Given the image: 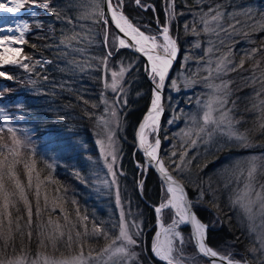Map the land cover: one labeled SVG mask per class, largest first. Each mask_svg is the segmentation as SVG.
I'll return each instance as SVG.
<instances>
[{
	"label": "snow or ice",
	"instance_id": "6c2138e0",
	"mask_svg": "<svg viewBox=\"0 0 264 264\" xmlns=\"http://www.w3.org/2000/svg\"><path fill=\"white\" fill-rule=\"evenodd\" d=\"M132 3L145 10L151 9L144 0H132ZM102 4L105 6L102 7ZM126 0H73L69 7L78 10V19L95 20L99 18L105 24L104 47L106 54L98 58V64L105 70H109V60L114 55L113 49H132L146 58L145 71L151 80V101L148 111L143 117L135 132L137 147L142 150L146 158L143 164H137L141 168V174L149 167H155L159 173L161 186L160 203L154 206L157 218V231L150 244L151 256L163 264H197V255L208 259L209 264H264V155L259 157L250 156L244 160L236 161L230 169L231 184L237 183L229 196V203L233 208L239 210L243 225L247 221V231L250 237H254L252 246L245 249L244 255L236 259L232 252L227 254L208 246L206 233L209 225L203 223L194 208L202 203L208 195L202 188L198 192V198L190 201L185 191L183 173L186 171L190 160H186L188 147L198 144H211L216 136L227 137L228 140L237 141L242 147H252L251 134L258 132L264 135V44L252 47L245 52L239 64H234L231 59L233 53L231 47L215 56L219 48L224 47L225 41L230 40L234 35L243 32L245 35L251 32L264 31V12L257 14L253 9L247 8L238 12L225 13L222 6L216 4L209 6L207 11H200L196 14L192 25H185L186 31L190 28L193 35L203 33L209 37H216V40L209 39L208 47L200 61L205 64L204 70L208 73L203 77L205 87L209 89L206 101H197L199 108L196 113L188 117L189 126L182 129L181 151L179 163L168 159V164L159 156L161 140L157 135L160 127V117L163 112L162 90L165 88L166 78L177 59L179 46L178 38L170 32V22L175 19V0H168L166 9V20L163 24L157 20V28L153 30L150 25L142 26L126 15L124 9ZM37 8L55 13L58 19L61 16L59 11L51 6L50 0H0V20L9 19L15 24V28H0V33L18 32V37L0 38V79L16 81V77L3 70L8 66H18L28 72H32L36 65L50 63V61H35L30 64L33 57L25 55L22 47L27 41L25 33L31 31L28 21L13 17L3 16V12L17 14L21 9ZM154 11V9H152ZM110 17V19H109ZM242 18V19H241ZM72 23L71 19H67ZM109 26H114L116 31H110ZM197 26H201L198 27ZM239 26V27H238ZM35 27L40 29L42 22H36ZM247 30V31H245ZM221 33L223 37H221ZM87 37H81L79 33L65 35L61 44L65 48L79 51L73 48V41H80ZM193 47L200 48L201 44L196 42ZM70 54V53H68ZM259 57V58H258ZM185 59H190L186 56ZM245 62H252V75L248 77L254 85L259 84L255 90L254 103L251 111L255 112L256 120L254 128L240 131L237 127L241 121L233 116L235 101H232L233 108H227L231 90L230 80H223L221 77L230 71L243 69ZM70 66L81 67L75 60L68 61ZM133 63L122 65L118 70H111L110 82L104 83L105 89H110L115 94L109 102L101 93V102L105 105L104 113L95 117L97 127L100 131L96 140L99 145L101 156L111 176V181H103L107 186L117 185L118 172L114 167L117 165L118 148L115 138V131L119 128L118 106L127 104L124 96L127 90L121 83L124 81L125 73L129 72ZM46 79V77H45ZM220 79V83L215 80ZM35 84V81H29ZM196 80L186 78V86L196 83ZM177 81L172 80L171 87L176 88ZM8 90L6 84H0V99H3V92ZM87 103V101H85ZM93 108L98 105H92ZM202 111V115L200 114ZM90 117L93 114H89ZM11 117L0 108V264H135L137 253L134 248L138 246L137 237L141 235V224L131 212H125L121 202L119 188L116 191L115 203L119 209L118 219L109 227L104 222H93L91 229L87 225L88 216L81 215L79 208L75 210V220L63 206L64 197L61 190L57 188L55 195L50 197L45 190L41 191L45 182H52L49 177L41 179L40 171L37 170L36 161L33 158V151L30 149V139L26 129H21L10 123ZM169 120L168 123H173ZM153 139L149 140V134ZM7 134V138H5ZM23 135V139L21 138ZM28 155H25V151ZM172 157L177 156L173 151ZM23 168V175L26 182L21 179L18 168ZM51 168L52 165H47ZM171 169V170H170ZM122 175L123 173H119ZM79 176V174L77 173ZM35 179L36 183H33ZM139 188H143L144 181L137 182ZM199 187V186H198ZM227 187V185H226ZM213 197L212 203H216L218 197L215 190H210ZM30 196L32 199H30ZM34 199V204H33ZM43 201V203H41ZM72 204L76 202L71 201ZM23 205L21 212L20 205ZM59 209L60 219H52V215ZM168 209L172 215L170 222L165 224L163 213ZM20 213L18 215L13 212ZM47 213V219L45 214ZM190 226V232L185 238L180 226ZM83 231H80V228ZM17 234L23 240L27 237L31 242L35 235L38 248L35 253L20 248L15 250V238ZM103 239V246L91 247L93 242ZM12 245L13 255H7L9 245ZM64 244L67 248L78 249L75 255L57 257L49 255L48 248L58 251V246ZM193 245L195 253L186 255L185 246ZM88 250L85 252V247Z\"/></svg>",
	"mask_w": 264,
	"mask_h": 264
},
{
	"label": "trees",
	"instance_id": "16d2710c",
	"mask_svg": "<svg viewBox=\"0 0 264 264\" xmlns=\"http://www.w3.org/2000/svg\"><path fill=\"white\" fill-rule=\"evenodd\" d=\"M50 2L51 6L59 11L64 18L58 19L55 13L50 11L35 10L31 15L33 26L26 42V53L33 57L31 62L39 60L50 61V63L45 69L36 66L30 75L27 73L15 75L13 73L16 79L23 78L19 83L0 80V84L8 86V90L3 92L5 99L1 102L8 109L6 114L10 115L11 120H16L15 126L27 130L30 149L33 151V158L36 161L37 170L40 171L41 179L49 177L51 181H54V183L46 181L42 186V193L46 190L52 197L55 195V190L59 188L64 197L63 206L72 215L73 220H75V210L79 208L82 216H88L86 223L89 229L93 222H104L111 227V223L117 220L119 215L111 192L104 190L103 186L95 185L99 174V161L92 135V129L96 122L95 117L102 115L103 112L101 93L104 91V83L102 67L98 64V58L103 57L107 52L104 47L105 25L100 19L95 22L78 19V10L69 7L73 0H50ZM165 2L166 0H144V3L151 5L152 8L143 12L132 3V0H126L124 11L126 15L142 26V30L145 25H150L155 30L157 20L163 24L167 18L164 13ZM216 4H220L225 13L238 12L247 8L253 9L257 14L264 12V0H175L177 15L171 21V29L178 38L180 58L184 55L193 57L190 66L198 64L200 67L196 59L204 55V50L209 46L207 41L210 38L216 40V37H209L203 33L193 35L190 28L186 31L185 25H192L197 13L202 10L207 11L210 5L215 6ZM67 19H71L72 23H68ZM36 22H42L40 29L35 27ZM197 27L199 30L201 26ZM74 32L79 33L81 37H87L80 41H73V48L79 51L65 48L60 43L65 35H72ZM221 37H223L222 33ZM198 41L201 47H193ZM261 44H264V31L251 32L248 35L241 32L230 40H226L224 47L219 48L215 56L231 47L233 53L231 59L234 64H239L247 50ZM70 60H75L81 67L70 66L68 64ZM130 62L133 63V66L129 72L125 73L124 81L121 82L127 90V94L124 96L127 104L121 103L119 111L121 154L117 169V186L125 212H131L141 224V235L137 237L139 252L135 251L137 253L135 264H161L154 260L150 253V244L155 231V217L152 209L147 205L155 206L159 203L161 184L156 176L147 170L144 189L141 192L143 199L140 198L137 188L140 174L135 162L141 163V159L134 153V133L150 105L151 88L144 79L142 61L129 52L118 51L110 58L109 65L118 70L119 67ZM251 64L252 62H245L243 69L230 71L223 75L226 80L231 81L229 105L230 108H233L231 102L235 101L232 114L236 120L241 121L237 125L240 131L254 128L257 115L251 111V108L254 103L255 90L259 89L260 85H254L248 80V77L252 75ZM261 68L264 69V63ZM30 80L35 81V84L30 83ZM185 95L188 94L180 96ZM165 99V124L162 128L161 140L164 147H168V137L172 129L168 128L169 119L167 120V117L170 115L173 104L176 112L182 107V100L176 105L174 99L168 101L167 93ZM94 104L98 107L93 108ZM90 113L93 114L91 117ZM21 138H24L23 135ZM251 140L254 145L252 147L231 144L215 154L208 152L192 154V161L182 181L185 183L192 201L197 200L200 188L208 194H210V190H215L219 209L226 212L231 218L228 223L225 222L223 230L208 229L207 231L209 246L218 251H220L221 245L219 243L225 244V241L241 235L237 230L238 225L233 218V212L227 207L226 192L218 185V172L229 163H235L250 156L264 155V135L256 132L251 134ZM171 153L172 151L164 148L162 159L166 165L168 164V155ZM25 155H28L27 150ZM49 164L52 165L51 168L47 167ZM18 171L21 179L26 182L23 168L19 167ZM121 172L122 175L119 174ZM260 182L264 183V179ZM33 183H36L35 179ZM206 196L207 202L204 200L203 203L210 202L208 195ZM30 199H32L31 196ZM73 200L76 202L75 204L71 203ZM20 208L22 212V204ZM194 211L202 222L205 221L200 204L194 208ZM13 214L15 216L20 213L14 211ZM44 218L47 219V213ZM52 219H60L58 208L52 215ZM80 231H83L82 227ZM104 243L105 241L101 239L98 243L93 242L91 247L98 249ZM241 246L243 249L246 248L244 244ZM20 248L29 250L30 253L41 250L38 248L35 235L29 242L27 237L21 240L17 234L15 250L18 252ZM239 248L237 247V252H240ZM243 249H241L242 252ZM76 250L60 244L55 254L69 255L66 253H75ZM87 250L86 246L85 252ZM47 252H54V250L48 248ZM7 255H13L11 244ZM241 256L236 254L237 259Z\"/></svg>",
	"mask_w": 264,
	"mask_h": 264
},
{
	"label": "rangeland",
	"instance_id": "374dc122",
	"mask_svg": "<svg viewBox=\"0 0 264 264\" xmlns=\"http://www.w3.org/2000/svg\"><path fill=\"white\" fill-rule=\"evenodd\" d=\"M164 5H165L164 13L166 15V9H167V5H168V0H166ZM33 8H31V9L27 8L26 10L25 9H21L20 12L17 13V14L7 13V12H4V14H5V16L10 17V18L15 15L18 19H22V20L28 21L29 24H30V28L32 29L33 21H32L31 15L33 14V12L35 10H41V9H37V8H34L35 10H33ZM139 9L142 10L143 12H145L144 8H139ZM97 19H99V18L98 17L95 18V20H92V22H95ZM101 21L103 22V20H101ZM3 23H4V25H1L2 28H4V27L7 28L9 26L12 27V28H15V24L12 22L11 19H9L6 22L3 21ZM7 23H9L10 25H8ZM171 25H172V22H170V32H171V34L174 37H176L174 31L171 29L172 28ZM110 27L111 26H109V30L113 31L112 28H110ZM30 32L31 31L25 33L24 39L26 41H27V37L30 35ZM5 36H6V34L0 36V38H3ZM18 36H19L18 32H13V33H10L7 37L11 38V37H18ZM18 47H22L24 54L28 55L26 53V43L23 44V45H18ZM113 52H115V49H113ZM186 56L187 55H184V56H181V58H180L179 54H178V58L179 59H177V62L179 63V65H178V63H176V65H178L179 67H178L177 70L176 69L173 70L172 77H171L170 81L168 82V85H167V88H166V93L168 95V101H169V99H174L175 102H176V105H177V102L182 100V102H181L182 107L177 112L175 111L176 108H175L174 104H173V107H171V112H170L169 117H167V120L168 119L169 120H173L174 122L171 123V124L168 123V128L172 129V131L170 132V135L168 137V139H169L168 147H164L163 143H161V147H160V155H161V157H163L164 148H167V150L168 151L170 150V152L171 151L172 152L173 151L177 152V156H175V157L171 156L172 153L170 155H168V159H169V157H171V159L175 160L177 163L180 162L179 161V153L181 151L180 145H181V143H183V141L181 139V136L179 134L181 133L182 129H186L189 126L188 117L191 114L197 112V110L199 108V105H198L197 101L199 100L201 103H203L204 101H206L208 93H209V89L205 87V83L203 81V77L208 75V73L204 70L205 64L204 63H199L200 67L198 66V64H197V66L196 65L190 66L189 64L192 61L191 58H193V57H191V55H190V56H188V57H190V59L186 60L185 59ZM196 60L197 61L200 60V57L198 59H196ZM200 62H202V61H200ZM29 63L30 64H34L35 62H29ZM36 66H38V68L40 67V69L41 68L42 69L45 68L44 63H43V66H41V65H36ZM36 66L34 67L33 71L36 69ZM3 70L7 71L8 73H10L12 75H13V73L15 75H19V74H23V73H27V75L31 74V72H28V71H26V70H24V69H22V68H20L18 66H8V67H6ZM111 70H116V68H114V66L109 65V70H105L104 69V79H103L104 83L106 81L110 82V80H111V75H110ZM186 78H190V79L196 80L197 82L194 83V84L186 86ZM221 79L226 80V78L223 77V76L221 77ZM22 80H23V78L19 77V79H16L15 83H19ZM172 80H176L177 81L176 88H172L171 87ZM4 81H6V80H4ZM215 83H220V79L215 80ZM103 94H104V98L108 99L109 102H111V100L115 96V94L112 93L110 89H105V88H104ZM181 94H188V95L180 96ZM151 95H152V93H151ZM4 99H5V96L3 95V99H0V108H2L5 113H7L8 109L1 102ZM183 100H184V103H183ZM164 103H165V101H164ZM102 106H103V112H102V114H103L105 105L102 103ZM226 107L230 108V105L228 104V105H226ZM119 111H120V105L118 106V119H119ZM200 114L202 115V111H201ZM164 120H165V118H164ZM9 122L12 123L15 126L16 120H11L10 119ZM119 122H120V119H119ZM164 124H165V122L163 121L162 125H161V132H162V128H163ZM119 128H120V125H119ZM119 128L116 129V131H115V138L117 140V148H118L117 165L114 166L116 168V170L118 169V166H119L120 154H121L120 130H119ZM99 131H100V129L97 127V121H96L94 123L93 129H92L93 140H94L95 146L97 148L98 161H99V174H98V177H97V181L95 182V185H97V187L103 186L104 190H106L107 192H111V194L113 196V200H114L113 203H114L115 208L117 209V213L119 215V209L117 208L116 203H115L116 191H117L118 186L117 185L107 186V185H105L103 183V181H105V180L110 182L112 178L107 173V168H106L105 163H104V158L101 156L99 145L96 144V140L102 138V137L98 136V134H97ZM21 137H22V135H21ZM5 138H7V134H5ZM152 139H153V134L150 133L149 134V140L151 141ZM231 144L232 145H235V144L239 145V143L237 141H235V140H228L227 137H220L218 135V136H216L214 138V141L211 144H208V145L198 144L197 146H194V147H188L186 160L192 161V158H193L192 154H197V153L206 154L207 152L210 153V154L211 153L215 154L216 152L222 151V149H224L223 147H227V146H229ZM134 145H135V142H134ZM137 164L138 163L136 162L135 165L137 166ZM139 164H143V163H139ZM233 164L234 163H229V165L227 164L226 166L223 167V170H219V172H218V177H219L218 180H219L220 183L218 182V185L221 187V189L223 191L226 192V197L225 198L227 199L226 200L227 207L229 208V210H231L233 212V215H234L233 218H235L236 223L238 225L237 230H238V232L241 235H239L238 237L235 236L234 239L225 241V244L219 243V244H221L219 250L221 251V253H224V254H227L228 252H232L235 255V257H236V254L244 255L245 249L250 247V246H252L254 237H250L249 236V233L247 231V226H246L247 225V221H244V223L242 225V223H241L242 216H241L239 210L236 209V208H233L230 205V203H229V196H230L231 192L233 191V189H235L238 185H237V183L235 181H233L231 184L228 183V181L231 179V173L228 172V171H225V169H230ZM187 169H188V167H187ZM187 169L183 173V176H185V174L187 172ZM146 174H147V172L143 173V175L140 174V180L145 181ZM117 180H118V178H117ZM226 185H227V187H226ZM139 189H140V192H142L143 189H144V184H143V188L142 189L139 188ZM206 198H207V196H205V199H204L205 202H207ZM158 200H159V203H160L161 195L159 196ZM212 200H213V197L211 196V194H208V201H210V202L203 203L204 202L203 201L202 203H200V206L203 209V214H204V217H205V221L203 220V223L209 225L208 229H212V230H215V231H217L219 229L223 230V227L225 226L224 225L225 222L228 223L230 217H229V215L226 214V212H224L223 210L215 207V205L212 203ZM171 215H172L171 210L166 209L164 211L163 218H164L165 224L170 222ZM155 220H156V217H155ZM154 225H155V227H154L155 231H157L156 222H155ZM208 229H207V231H208ZM155 231H154V234H155ZM180 231H182V233L184 234L185 238L188 237L189 231L186 228H184L183 225L180 226ZM241 244H244L246 248L243 249ZM236 246L240 247L239 248L240 252H237L238 249H237ZM241 249H243L244 251L242 252ZM76 251H78V249ZM76 251H74L75 253H72V252L66 253V254H69V255L55 254L56 252H48V254L49 255H53L54 254L57 257H64V256L75 255ZM134 251L139 252V246H136L134 248ZM185 252H186V255L191 256V255H193L195 253V250H194L193 246L191 244H189V245L185 246ZM196 259H197V264H205V260L203 258L199 257L198 255H197ZM236 259H237V257H236ZM154 260H156V259L154 258ZM137 262H139V261H137Z\"/></svg>",
	"mask_w": 264,
	"mask_h": 264
},
{
	"label": "water",
	"instance_id": "95a60500",
	"mask_svg": "<svg viewBox=\"0 0 264 264\" xmlns=\"http://www.w3.org/2000/svg\"><path fill=\"white\" fill-rule=\"evenodd\" d=\"M104 6H105V5L102 4V7H104ZM109 19H110V17H109ZM111 27H112V29H113L114 31H116V29L114 28V26H111ZM120 50H126V51L130 52L131 54H133V55L139 57V58L143 61V74H144V78H145L146 81L149 83V85H150V87H151V89H152L153 84H152L151 80L149 79V77H148V75H147V73H146V71H145L146 63H147V62H146V58L143 57L141 54L134 52L132 49H120ZM177 59H178V56H177ZM177 59L173 62V67H172V68L170 69V71H169V76H168V78H166V81H165V85H166V86H167L168 82H169L170 79H171V75H172L173 70H174V68H175V65H176V63H177ZM103 73H104V68H103ZM103 75H104V74H103ZM166 86H165V88L162 90V107H163V112H162L161 117H160V127H159V131H158V133H157V135L159 136V138H160L161 124H162V121H163V118H164V113H165V108H164V105H163V97H164V92H165ZM147 111H148V110H147ZM147 111H146V112H147ZM146 112H145V114H146ZM145 114H144V115H145ZM143 117H144V116H143ZM143 117H142L141 121L139 122V124L142 122ZM139 124H138V126H139ZM138 126H137L136 130L138 129ZM136 130H135V132H136ZM134 140H135V150H136V152L139 154V156L141 157V159H142L143 162H144L146 158L144 157L142 150H139L138 147H137V141H136V136H135V135H134ZM160 140H161V138H160ZM159 156L161 157V155H160V150H159ZM149 170H150L153 174H155V176L157 177V179L159 180V182L162 184L161 177H160L159 173L157 172L156 168H155V167H149ZM185 191H186L187 198L190 200L186 188H185ZM190 201H191V200H190ZM153 211H154V208H153ZM154 213H155V212H154ZM155 217H156V213H155ZM156 223H157V218H156ZM185 227L188 228V230H189V232H190V226H185ZM206 243H207V240H206ZM193 248H194V246H193ZM194 250H195V248H194ZM198 256L201 257V258H203V259L206 261L205 264H209L207 258H204V257H202V256H200V255H198ZM162 263H163V262H162Z\"/></svg>",
	"mask_w": 264,
	"mask_h": 264
},
{
	"label": "bare ground",
	"instance_id": "6f19581e",
	"mask_svg": "<svg viewBox=\"0 0 264 264\" xmlns=\"http://www.w3.org/2000/svg\"><path fill=\"white\" fill-rule=\"evenodd\" d=\"M2 15L5 16L4 12L2 13ZM5 26H6V25H5ZM9 27H10V26H9ZM5 28H6V27H5ZM2 34H6L5 37H7L10 33L7 32V31H5V32H3ZM15 46L18 47V45H15Z\"/></svg>",
	"mask_w": 264,
	"mask_h": 264
}]
</instances>
